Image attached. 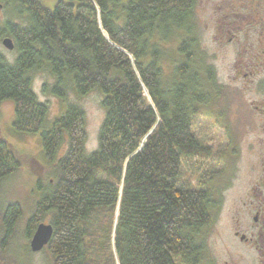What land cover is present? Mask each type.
Returning <instances> with one entry per match:
<instances>
[{"label": "trees", "instance_id": "16d2710c", "mask_svg": "<svg viewBox=\"0 0 264 264\" xmlns=\"http://www.w3.org/2000/svg\"><path fill=\"white\" fill-rule=\"evenodd\" d=\"M195 3L0 0L19 14L0 29L17 54L0 50V110L11 100L16 131L41 132L51 175L47 184L37 182L40 198L26 231L32 238L40 223L52 224L42 249L50 264H199L203 230L222 203L218 180L227 172L223 150L195 128L213 96L207 84L214 85L191 40ZM175 32L178 62L163 46ZM39 71L54 79L45 90L63 98L68 81L79 95L102 92L96 150L86 153V113L77 104L46 127L49 105L33 89ZM26 160L0 132V187ZM22 216L18 202L3 210V247Z\"/></svg>", "mask_w": 264, "mask_h": 264}, {"label": "rangeland", "instance_id": "374dc122", "mask_svg": "<svg viewBox=\"0 0 264 264\" xmlns=\"http://www.w3.org/2000/svg\"><path fill=\"white\" fill-rule=\"evenodd\" d=\"M41 1L52 7L58 0ZM18 15L15 9L0 4V29L7 20H17ZM190 25L191 40L203 53V67L214 74V85H207L215 89L217 84L219 92V96H212L203 108L207 116L198 119L196 132L204 139H211L210 144L217 150H223L220 168L224 166L227 172L224 180H218L216 198L221 197L222 203L217 217L203 230L204 251L199 264H260L259 256L235 234L239 230L251 236L247 227L256 232L252 225L254 209L258 198L264 196V113L258 112L262 109L259 102L264 98V0H196ZM180 35L173 33L163 45L169 51V60L174 62L181 58L175 54ZM2 40L3 37L0 50L14 58L15 49L5 47ZM53 82L48 71L33 74L34 91L39 100L49 105L46 127L64 113L69 104L79 105L86 113L85 150L91 153L98 148L99 129L105 115L102 92L94 89L79 95L68 81L67 97L63 98L45 90L43 85ZM241 105L249 111H241ZM14 110L11 100L2 103L1 136L27 160L0 187V220L10 202L21 204L23 216L7 247H3L6 233L0 223V264H50L46 251L29 249L31 238L26 227L40 198L37 182L41 179L47 184L51 169L43 155L41 132H17L13 126ZM64 149L63 145L59 156ZM49 219L47 215L44 220Z\"/></svg>", "mask_w": 264, "mask_h": 264}, {"label": "flooded vegetation", "instance_id": "af4514ba", "mask_svg": "<svg viewBox=\"0 0 264 264\" xmlns=\"http://www.w3.org/2000/svg\"><path fill=\"white\" fill-rule=\"evenodd\" d=\"M239 71V70H237ZM247 75V74H244ZM215 79V78H214ZM216 88H218V85L215 84V89H212V93H210V96H219V92H217ZM216 90V91H215ZM215 92V93H214ZM259 106L262 108L258 110L259 113H264V98H262L259 102ZM241 111H249L248 109L243 108L241 105ZM223 126H221L222 128ZM258 199V204L256 205L254 217H253V229H256V232L251 230L250 227H247V232L251 233V236H248L245 233L240 232L237 230L235 236L237 239L240 240V242L244 245L250 248L259 256L260 264H264V196L261 195Z\"/></svg>", "mask_w": 264, "mask_h": 264}, {"label": "water", "instance_id": "95a60500", "mask_svg": "<svg viewBox=\"0 0 264 264\" xmlns=\"http://www.w3.org/2000/svg\"><path fill=\"white\" fill-rule=\"evenodd\" d=\"M3 44L5 47H7L9 49L14 48V43L10 38H5L3 40ZM52 235H53L52 224L51 223H45V222L40 223L37 226L32 238L30 240V247H31L32 251H34V252L41 251L44 247L47 246Z\"/></svg>", "mask_w": 264, "mask_h": 264}]
</instances>
